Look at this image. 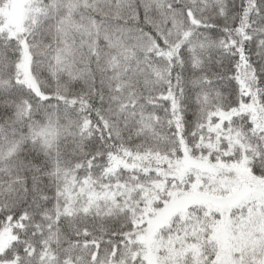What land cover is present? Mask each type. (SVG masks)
<instances>
[{
  "label": "snow or ice",
  "instance_id": "snow-or-ice-1",
  "mask_svg": "<svg viewBox=\"0 0 264 264\" xmlns=\"http://www.w3.org/2000/svg\"><path fill=\"white\" fill-rule=\"evenodd\" d=\"M0 264H264V0H0Z\"/></svg>",
  "mask_w": 264,
  "mask_h": 264
}]
</instances>
